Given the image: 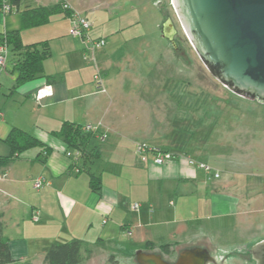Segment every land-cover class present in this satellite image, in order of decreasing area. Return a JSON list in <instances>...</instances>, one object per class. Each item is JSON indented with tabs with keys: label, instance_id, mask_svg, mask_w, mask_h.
<instances>
[{
	"label": "crops",
	"instance_id": "crops-1",
	"mask_svg": "<svg viewBox=\"0 0 264 264\" xmlns=\"http://www.w3.org/2000/svg\"><path fill=\"white\" fill-rule=\"evenodd\" d=\"M59 2L68 5L73 14L89 17L93 22L91 35L107 39L109 48L91 50L83 38L73 37V18L63 10L53 14L46 24L21 31L24 44L47 41L50 46L51 55L37 78L16 86L19 55L9 49L6 69L0 72V157L11 154L6 138L14 127L29 132L50 148L48 154L43 147L30 148L39 151L23 157L26 150L0 169L1 220L15 258L9 264H43L49 246L73 238L84 241V260L80 264H111L110 255H115L119 264H139L136 253L140 250L176 260L185 249L213 248L219 239L213 222V227L194 222L231 215L240 216L233 226L239 227L241 216L256 211L254 205L262 199V181L250 176L247 187H240L245 185L237 177L242 172L227 170L244 165L248 168L253 163H208L221 173L215 181L185 158L162 165L154 162L152 154L142 159L136 153L138 143L205 163V154L215 151L211 146L216 141H200L197 137L196 141L181 142L180 138L160 136L159 122L169 125L178 118L172 115L177 99L163 97L167 81H150L146 73L150 67L143 58L150 51L144 46V36L126 34L122 31L125 28L119 27L113 28V33L109 25L96 23L97 16L101 21L109 20L108 24L113 18L109 11L112 6H103L106 1L99 0L98 6L91 7L87 0H21L11 13L0 10V34L21 28L22 11ZM129 40L137 42V54L133 46L122 54L119 48L110 46V42L118 41L131 46ZM97 71L102 74L105 92L97 88ZM44 85L52 86V94L38 101L36 92ZM189 85L193 88L194 82ZM177 86L176 80L171 82L172 89ZM187 100L193 103V99ZM65 121L82 126L101 124L100 133L91 141L99 156L86 166L83 159L75 165L67 156L65 141L53 134ZM91 165L97 166L94 174L102 178L100 192L91 189L90 174L83 176L85 170H92ZM39 177L48 184L36 189L32 180ZM231 188L238 194L231 193ZM127 195L140 204L138 209L125 203ZM35 212L37 221L33 219ZM165 244L173 245L169 254L161 250Z\"/></svg>",
	"mask_w": 264,
	"mask_h": 264
},
{
	"label": "rangeland",
	"instance_id": "rangeland-1",
	"mask_svg": "<svg viewBox=\"0 0 264 264\" xmlns=\"http://www.w3.org/2000/svg\"><path fill=\"white\" fill-rule=\"evenodd\" d=\"M87 1H90L91 7L99 4V0ZM103 1H106V5L103 6L108 4L112 6L109 11L113 18L108 24L109 20L101 21L97 16L96 23L109 25L108 27H112V29L115 27L125 28L122 31H125L126 34L144 36L146 39L144 46L150 51V55L146 54L143 57L146 60L144 63L150 67V72L146 69L150 81L152 83L156 80L167 81L168 86L163 97L177 99L172 115L178 118L169 122V125L159 122L160 136L180 138L181 142L196 141L197 137L200 141L202 139L216 141V143L214 142L216 145L211 146L212 149L216 148L215 151L212 154H205V163H253L248 168L244 165L241 168L232 167L227 170L233 173L238 170L242 172L237 177L245 185L240 184V187H247L246 180L250 176L257 177V180L262 181L260 185L263 190L262 199L254 205L253 210L256 211L241 216L239 227L233 226L240 216L231 215L215 218L212 221L200 218L194 224L205 222L203 225L212 226L210 223L213 222V226L217 228V237L219 238L217 245L208 249L216 254L217 264H256L251 257L250 249L256 243L264 240V104L233 93L211 75L180 27L171 0H111L112 3H115L114 5L108 2L109 0ZM121 7L122 9H119ZM168 18L173 19L182 39L176 37L173 41H169L164 37L163 24ZM113 33H115L114 29ZM108 35L111 37L112 34ZM125 37L126 35H124ZM119 41L113 42V44L110 42V46L112 48L114 46L117 50L119 48L121 54L128 50V47L133 46L136 48L133 50L137 54L136 51L139 48L137 42L132 43V40H129V44L132 45L128 46L125 43L120 45ZM104 48H109L107 39L106 45L101 49ZM101 49L99 48V50ZM175 80L178 82V86L176 89H172L171 82ZM192 81L194 82L193 88L189 85ZM151 92V95L154 96V91ZM183 98L185 102H183ZM187 99H193V103ZM190 116L193 118L191 119ZM182 118H184L183 121ZM38 151L39 148L28 150L23 154V157L31 154L36 155ZM181 158L187 159V156ZM93 165H91L92 170L83 172V176H89L90 172L97 171V166ZM217 180L219 179L216 178L215 181ZM233 190L231 188V193L238 194L237 191L232 192ZM231 197L235 200L234 195ZM124 200L127 205L135 204V199L129 195L124 197ZM232 214L235 215V210L232 211ZM226 240L231 242H226V245L223 243ZM199 244H204V241H199ZM232 254L235 256L234 259L231 257ZM221 256H226L224 257L226 259ZM122 259L123 262H126L125 257Z\"/></svg>",
	"mask_w": 264,
	"mask_h": 264
},
{
	"label": "water",
	"instance_id": "water-1",
	"mask_svg": "<svg viewBox=\"0 0 264 264\" xmlns=\"http://www.w3.org/2000/svg\"><path fill=\"white\" fill-rule=\"evenodd\" d=\"M182 29L211 75L233 93L264 104V0H171ZM171 19L164 37L174 40ZM171 28V29H170ZM139 264H217L207 249L190 248L176 260L137 251ZM264 264V240L250 249Z\"/></svg>",
	"mask_w": 264,
	"mask_h": 264
},
{
	"label": "trees",
	"instance_id": "trees-1",
	"mask_svg": "<svg viewBox=\"0 0 264 264\" xmlns=\"http://www.w3.org/2000/svg\"><path fill=\"white\" fill-rule=\"evenodd\" d=\"M4 1L0 0V10ZM11 2L13 5L19 6L21 0H11ZM65 5V3L59 2L53 6L26 9L21 13L22 25L20 29L0 34V43H6L9 49L11 48V51L19 55L15 63V70L17 72L16 86L41 75L44 61L51 55L50 46L47 41L24 44L21 38L22 29L46 24L53 14L63 10L73 17V12L69 7H65ZM82 127V125L77 123L65 121L59 130L53 131V134L62 138L69 149H76L82 152L81 158L84 160L83 165L86 166L88 162L98 158L99 153L96 151V147L91 145L92 139L97 135L84 132ZM6 142L11 147V154L8 157H0V169L17 159L21 153L30 148L40 146L43 147V152L46 154L50 152V148L45 147L39 139L17 127L11 130L6 138ZM90 187L94 192L101 191L102 178L100 175L90 172ZM1 218L2 215L0 214V264H9L14 262L15 258L12 255L9 241L4 235ZM84 246V241L79 238H73L63 243H54L46 249L43 264H80L84 260ZM148 246L152 248V243H149ZM172 246V244L162 245L161 250L169 254ZM87 252L88 255L92 253L90 249ZM109 260L111 264H119L115 255H110Z\"/></svg>",
	"mask_w": 264,
	"mask_h": 264
},
{
	"label": "built area",
	"instance_id": "built-area-1",
	"mask_svg": "<svg viewBox=\"0 0 264 264\" xmlns=\"http://www.w3.org/2000/svg\"><path fill=\"white\" fill-rule=\"evenodd\" d=\"M65 7H69V6L65 5ZM14 9H15V5L12 4L11 0H5L1 8V11L3 13H11ZM72 18L73 20H72L70 34L73 37L83 38L88 43V47L91 50L99 49L106 45L105 38L102 37L96 38L91 35L90 32L93 27V22L89 17L76 13L73 14ZM8 54H9L8 45L6 43H0V72L6 69ZM95 81L97 84V88L100 91L105 92L106 89L103 87L102 74L99 71H97L95 75ZM52 91L53 90L51 85H44L37 90L35 98L38 101H40L41 99L51 95ZM82 128L84 132L98 134L100 133L101 124L100 123L96 125L87 124L84 125ZM105 137L106 135L103 136V138ZM81 153L82 152L76 149L67 150V156L71 157L74 160L75 165H77V162H79L82 159ZM136 153L139 154L142 157V159H146L148 154H152L154 156V162L158 165H162L170 160H175L187 156L185 154L183 155L175 154L173 152L163 150L158 147L150 146L144 143H138L136 145ZM187 160L191 165H196L198 168L205 171L207 175L213 176L214 178L220 177L219 171H217V169H215L212 165L198 161L196 162L193 158L189 156H187ZM79 170L80 169L78 168L76 169V171ZM32 182H33V186L36 189H39L44 185L48 184L44 177L35 178L32 180ZM139 207H140L139 203H135L133 205V208L135 209H138ZM33 219L35 221L38 220L37 212H35Z\"/></svg>",
	"mask_w": 264,
	"mask_h": 264
},
{
	"label": "flooded vegetation",
	"instance_id": "flooded-vegetation-1",
	"mask_svg": "<svg viewBox=\"0 0 264 264\" xmlns=\"http://www.w3.org/2000/svg\"><path fill=\"white\" fill-rule=\"evenodd\" d=\"M168 19H171V22H170V25H171V28H172V30L173 31H175V33H174V38H176V37H179L180 39H182L183 37L181 36V34H180V32H179V30L177 29V26L175 25V22L173 21V19L172 18H168ZM167 19V20H168ZM166 20V21H167ZM181 27V26H180ZM170 28V29H171ZM182 28V27H181ZM183 30V29H182ZM184 32V31H183ZM185 33V32H184ZM183 52V51H182ZM181 52V53H182Z\"/></svg>",
	"mask_w": 264,
	"mask_h": 264
}]
</instances>
